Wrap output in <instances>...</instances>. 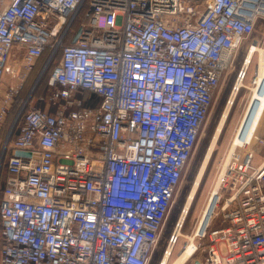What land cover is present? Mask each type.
Listing matches in <instances>:
<instances>
[{"label": "built area", "instance_id": "obj_1", "mask_svg": "<svg viewBox=\"0 0 264 264\" xmlns=\"http://www.w3.org/2000/svg\"><path fill=\"white\" fill-rule=\"evenodd\" d=\"M262 25L264 0H0V133L37 60L60 56L53 110L26 98L0 144V264H149L224 69ZM256 151L222 166L200 264H264Z\"/></svg>", "mask_w": 264, "mask_h": 264}, {"label": "rangeland", "instance_id": "obj_2", "mask_svg": "<svg viewBox=\"0 0 264 264\" xmlns=\"http://www.w3.org/2000/svg\"><path fill=\"white\" fill-rule=\"evenodd\" d=\"M260 23L262 22H259V24ZM263 40H264V25L258 26L255 33H253L251 36L243 40L242 44L236 51L231 64H229L224 69L220 86L214 96L211 110L201 127L199 139L188 161V164L183 172L182 179L175 193L174 202L167 216V219L164 223V227L160 234L158 244L152 253V257L149 264H160V262L162 263L164 262L163 260L164 252L168 247L170 238L175 234L174 231L178 224V220L180 219L183 211L185 210V205L188 200L189 194L193 188V185L201 169V166L205 161L206 155L209 151L213 138L216 134L222 115L228 104L231 92L237 82V79L239 78V75L243 71L242 69H243V65L245 64L246 57L248 53L251 52V50L253 49L251 48L252 46H256L259 49L261 48L264 49ZM45 52H46L45 62L42 63L41 66L36 68L35 70L33 68V72L29 76L30 78L28 77L27 80L24 82L23 88L21 89V93L25 89L27 83L28 85L25 91L26 96L21 101L20 106L22 105L23 101L26 100V98L28 97H30V99H29V104L27 103V108L29 107L43 108V107L52 106L50 99L52 94V88L48 84V80L52 73V67L54 66L55 61L59 60L60 56H59V52L57 51L55 52L56 55L55 54L51 55L52 48H49ZM259 55L260 54L258 50L254 51L250 59L247 69V74L243 80L246 87H242L239 89L235 97L234 103L230 108L229 114L221 130L218 133L215 145L213 146L209 159L206 163L204 172L202 174L196 195L184 219L181 228L182 235H180L177 238L175 246L172 249V254L168 260V264H173V262H175L181 250L186 246V243L189 240L188 236L189 235L193 236V233L196 227H198L200 218L202 217L205 207L208 201L210 200L211 194L216 186L217 178L222 169V166L225 163V161H228V157L231 153L234 137L237 134V131L239 129L238 127H240L242 120L247 112L249 103L253 95L252 87L255 86V84H253V80L255 79V77H257L258 74ZM40 59L44 61V55ZM15 82L16 81H14L13 83ZM84 95L85 98L89 97L88 92H86ZM15 113L16 112H13V114L11 115V119L12 116L15 115ZM263 115H264V103L259 117L260 119L255 125V130L251 138L248 140V141L251 140L250 144L245 145L246 147L244 145L236 146L233 151L234 154L243 153L244 151L252 147L253 144L257 145L259 140H257L256 137H261L260 134L258 133V129ZM258 146L260 147L259 143ZM263 153H264V147L262 148L260 147V149L255 152L254 160H258L257 155L262 156ZM215 200L212 204V207H210L208 217L205 220L203 227L210 219ZM220 224H221L220 218L217 217L214 219L211 228L219 227ZM194 241L198 247L201 241L203 243H207L208 239L200 241L198 240L197 237V239H195ZM203 257H204V251L197 250L192 255V257L186 262V264H198L200 261H202Z\"/></svg>", "mask_w": 264, "mask_h": 264}, {"label": "bare ground", "instance_id": "obj_3", "mask_svg": "<svg viewBox=\"0 0 264 264\" xmlns=\"http://www.w3.org/2000/svg\"><path fill=\"white\" fill-rule=\"evenodd\" d=\"M251 48H253L251 50V52L248 53L247 57H246V60H245V64L243 65V72L246 71L248 69V65H249V62H250V59L254 53V51H259V65H258V74H257V81L260 80V78L263 77L264 75V49H259L258 47L256 46H252ZM227 65H228V61L226 62ZM223 64V66H225V64ZM261 82V81H260ZM259 84L258 85H255L254 87H252L253 89V95H252V98H251V101L249 103V106H248V109H247V112L242 120V123L240 125V127H238V131H237V134L235 135L234 137V140H233V143H232V148H231V153L228 157V159L231 157L234 149L236 146H239V145H243L245 143H249L250 141H248L254 130H255V125L257 124L258 120L260 119V114H261V111H262V106H263V103H264V87H262V84ZM242 87H246V85L244 84V81L243 80H240L238 79L232 92H231V95H230V98H229V101H228V104L226 106V109L222 115V118L220 120V123H219V126L217 128V131H216V134L213 138V141L211 143V146L209 148V151L206 155V158H205V161L203 162V165L201 166V169L197 175V178L195 180V183L193 185V188L189 194V197H188V200L186 202V205H185V210L183 211L180 219L178 220V224L175 228V231H174V237L178 238L180 235H182V231H181V228H182V225H183V222H184V219L186 217V214L188 213V210L190 209V206H191V203L196 195V192H197V189L199 187V184H200V180H201V177H202V174L204 172V169H205V166H206V163L209 159V156H210V153L213 149V146L215 145V142H216V139H217V136H218V133L219 131L221 130L228 114H229V111H230V108L232 106V104L234 103V100H235V97L239 91L240 88ZM248 135V136H247ZM246 140V141H245ZM217 190H218V184L216 185V187L214 188L212 194H211V198L210 200L208 201L206 207H205V210H204V213L202 215V217L200 218V221H199V224H198V227L199 229L198 230H202L204 229L207 224L209 223V221H211V217H212V214L214 212V209H215V205L217 203V196H216V193H217ZM216 199V200H215ZM215 200V203H214V206H213V209H212V213H211V216H210V219L209 221L206 223V225L203 227L204 225V222L205 220L207 219L208 217V213L210 211V207H212V204ZM203 227V228H202ZM197 228V227H196ZM188 242L186 243V246L181 250V252L179 253V255L177 256L175 262H173V264H186V262L192 257V255L194 254L195 252V249H196V244H195V236H191L189 235L188 236ZM172 245L169 244L168 247L166 248V251L164 252V256H163V264H168V260L170 258L169 256V252L172 253ZM171 250V251H170Z\"/></svg>", "mask_w": 264, "mask_h": 264}, {"label": "crops", "instance_id": "obj_4", "mask_svg": "<svg viewBox=\"0 0 264 264\" xmlns=\"http://www.w3.org/2000/svg\"><path fill=\"white\" fill-rule=\"evenodd\" d=\"M22 53H23L22 50L14 48L12 51L11 57L9 59L8 65L11 67L12 70H14V72H15L14 76H17L16 73L20 72L21 64H22ZM37 65H38V63L36 64L35 68H37ZM4 80L6 82H10V83H13L14 81H16V79L9 74L5 75ZM43 108L53 110L52 106L51 107H43ZM261 121H260V126L258 129V133L260 134V136L263 137L264 136V115H263ZM7 122H8V120H7ZM4 138H5V134H4V129H3L2 132L0 133V144H1V141L4 140ZM253 148H255L256 150H259V148H257L256 144L253 145ZM0 154H1V147H0ZM257 157H258V160H255V162L259 163L264 158V153L262 156L257 155ZM7 175H8V172H7L6 166L5 165L0 166V188H1V186H3V184L7 178ZM0 197H2V190L0 192Z\"/></svg>", "mask_w": 264, "mask_h": 264}, {"label": "trees", "instance_id": "obj_5", "mask_svg": "<svg viewBox=\"0 0 264 264\" xmlns=\"http://www.w3.org/2000/svg\"><path fill=\"white\" fill-rule=\"evenodd\" d=\"M46 50H48V49H46ZM45 50V51H46ZM46 52H44L43 53V55H44V61L43 60H41L40 58H42L43 57V55L37 60V62H36V64L38 63V65H37V68L38 67H40L41 66V64L42 63H44L45 62V60H46ZM58 61V60H57ZM57 61H55V63L57 62ZM54 63V64H55ZM36 64H35V66H34V70L36 69L35 67H36ZM53 68V67H52ZM33 72V70L30 72V74ZM30 74H29V76H30ZM28 76V77H29ZM30 78V77H29ZM27 85H28V83L26 84V87H27ZM26 87H25V89L22 91V93L20 94V96L17 98V100H16V103H15V106L12 108V110H11V112H10V114H9V116H8V118H7V120H8V122L6 121V124H5V126H4V134L6 135V133L8 132V130H9V128L11 127V125H12V123H13V121H14V119H15V117H16V115H17V113H18V109H19V106H20V103H21V101L25 98V96H26V93H25V91H26ZM28 92V91H27ZM25 94V95H24ZM13 112H16L15 113V115H13L12 116V119H11V115L13 114ZM16 132H17V130L15 129V131L13 132V134L15 133L16 134ZM1 190H2V186H1V188H0V192H1ZM1 198V197H0ZM2 225H1V220H0V247L2 246Z\"/></svg>", "mask_w": 264, "mask_h": 264}, {"label": "water", "instance_id": "obj_6", "mask_svg": "<svg viewBox=\"0 0 264 264\" xmlns=\"http://www.w3.org/2000/svg\"><path fill=\"white\" fill-rule=\"evenodd\" d=\"M78 34H79V32H78ZM78 34L74 38L73 42L76 41V38H77ZM261 88H263V86ZM15 153H16V155H19V156H30L29 152H25V151H22V150H17ZM198 264H200V263H198Z\"/></svg>", "mask_w": 264, "mask_h": 264}]
</instances>
